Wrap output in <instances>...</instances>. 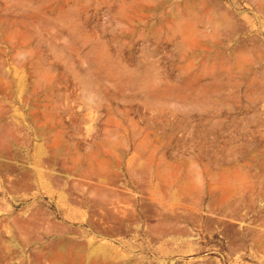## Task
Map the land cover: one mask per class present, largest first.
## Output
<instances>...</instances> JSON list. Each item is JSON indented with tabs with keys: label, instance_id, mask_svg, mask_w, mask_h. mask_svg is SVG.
Here are the masks:
<instances>
[{
	"label": "rangeland",
	"instance_id": "rangeland-1",
	"mask_svg": "<svg viewBox=\"0 0 264 264\" xmlns=\"http://www.w3.org/2000/svg\"><path fill=\"white\" fill-rule=\"evenodd\" d=\"M0 264H264V0H0Z\"/></svg>",
	"mask_w": 264,
	"mask_h": 264
},
{
	"label": "crops",
	"instance_id": "crops-1",
	"mask_svg": "<svg viewBox=\"0 0 264 264\" xmlns=\"http://www.w3.org/2000/svg\"><path fill=\"white\" fill-rule=\"evenodd\" d=\"M218 185H219V184H218ZM227 187H228V188L234 187V179H233V178L228 180Z\"/></svg>",
	"mask_w": 264,
	"mask_h": 264
},
{
	"label": "bare ground",
	"instance_id": "bare-ground-1",
	"mask_svg": "<svg viewBox=\"0 0 264 264\" xmlns=\"http://www.w3.org/2000/svg\"><path fill=\"white\" fill-rule=\"evenodd\" d=\"M212 132V131H211ZM95 205V204H94ZM95 213V212H94ZM32 215V214H31ZM36 216V215H35ZM32 217H34V216H32ZM35 219V218H34ZM38 220V219H37ZM26 223H27V221H26Z\"/></svg>",
	"mask_w": 264,
	"mask_h": 264
}]
</instances>
